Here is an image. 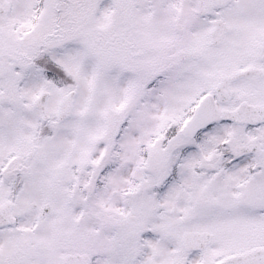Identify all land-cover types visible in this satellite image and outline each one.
Wrapping results in <instances>:
<instances>
[{"label":"snow or ice","instance_id":"6c2138e0","mask_svg":"<svg viewBox=\"0 0 264 264\" xmlns=\"http://www.w3.org/2000/svg\"><path fill=\"white\" fill-rule=\"evenodd\" d=\"M0 264H264V0H0Z\"/></svg>","mask_w":264,"mask_h":264}]
</instances>
